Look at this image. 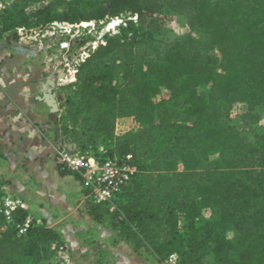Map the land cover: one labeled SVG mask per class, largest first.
<instances>
[{"label":"trees","instance_id":"obj_1","mask_svg":"<svg viewBox=\"0 0 264 264\" xmlns=\"http://www.w3.org/2000/svg\"><path fill=\"white\" fill-rule=\"evenodd\" d=\"M171 12L187 14L189 26L173 39ZM122 15L118 33L63 81H74L63 86L65 139L100 160L133 153L138 169L114 208L89 200L90 217L159 262L178 253L179 264H264V131L254 129L264 107V0H11L0 8V37L13 31L18 40V28L56 20L117 17L113 28ZM165 90L183 102L168 106ZM242 104L241 124L232 123ZM207 208L213 217L200 222ZM27 215H0V264L48 258L64 245L34 220L19 234Z\"/></svg>","mask_w":264,"mask_h":264},{"label":"rangeland","instance_id":"obj_2","mask_svg":"<svg viewBox=\"0 0 264 264\" xmlns=\"http://www.w3.org/2000/svg\"><path fill=\"white\" fill-rule=\"evenodd\" d=\"M9 3L11 0H4L0 8ZM112 18L117 17L75 24L56 20L47 25L18 28V40L11 39L13 31L0 37V79L3 83L14 79L12 89L16 94L27 86L30 88L29 94L23 96L26 102L20 107L24 112L11 113L15 117L26 115L38 130V135L30 138L19 129H11L5 121L0 124V195H11L26 202L35 223L53 227L64 238L63 249L59 248L48 258L27 260L22 264H162L151 251L134 250L116 230L89 216L88 191L71 177V171L65 170V175H70L67 182L74 184L68 188L59 184L62 170L54 144L61 108L69 91L63 86L74 82L63 81L70 79L83 57L105 41V35L118 33L123 22L109 28ZM119 18L124 21L126 15ZM169 18L170 31L166 37L173 39L189 32L187 14L171 12ZM16 46L23 49L17 50ZM49 77L55 81L53 90L60 107L57 112H52L40 98ZM163 97L170 107L175 102H183L182 97L174 98L167 90ZM245 111L243 104L234 109L231 122L241 124ZM258 111L261 117L254 129L262 132L264 107H259ZM29 156L35 161L38 158L46 160L47 164L41 165L43 175L38 171L39 165L29 164ZM212 217V210L207 208L202 211L199 221L206 222ZM185 223L182 219L181 224ZM231 235H234L233 231Z\"/></svg>","mask_w":264,"mask_h":264},{"label":"built area","instance_id":"obj_3","mask_svg":"<svg viewBox=\"0 0 264 264\" xmlns=\"http://www.w3.org/2000/svg\"><path fill=\"white\" fill-rule=\"evenodd\" d=\"M0 5H2L1 2ZM129 18L137 20V15ZM120 21L125 24L123 20ZM84 59L85 57L82 58ZM74 71L76 73L77 69ZM55 150L58 163L62 168L79 174L82 186L88 191L90 200L108 202L113 205V208L116 196L130 184L138 171L133 153L100 160L89 151L79 150L76 144L65 139L60 130L57 133ZM18 209L28 210L29 207L19 198L6 194L0 195V215L6 220H12L14 212ZM32 223L33 218L30 214L23 221L18 222L16 227L19 234H25ZM60 249H63V246ZM179 262L178 253H172L162 264H179Z\"/></svg>","mask_w":264,"mask_h":264},{"label":"crops","instance_id":"obj_4","mask_svg":"<svg viewBox=\"0 0 264 264\" xmlns=\"http://www.w3.org/2000/svg\"><path fill=\"white\" fill-rule=\"evenodd\" d=\"M3 79H0V124H2L4 121L8 124L9 127H11V129H19L20 131H23V135H30L31 137H35L38 135V130L37 127L35 126L34 122L31 121L26 115L22 114L19 117H15L14 113L11 112H24L21 111L20 107L24 104V102H26V100H24L23 96L28 95L29 94V87H25L23 88L22 92H18L17 94L14 92V90L12 89L13 85H14V79H9L6 83L2 82ZM3 84H5L6 88L3 86ZM28 109V108H27ZM29 112V111H26ZM12 132V130H11ZM55 147V144H54ZM30 155V154H28ZM30 157V156H29ZM27 161H31L29 162V164H37L39 165V173L40 175H43V167H41V165H45L47 164V162H45L46 160L44 158H38L37 161H35V158L30 157L29 160L27 159ZM67 170V169H66ZM57 172L59 173V170L57 168ZM36 173V172H35ZM70 175H61V182L59 184H61L63 187L68 188L70 187L71 184L70 179L68 180L67 177ZM71 177H73L75 180H77V182H79L82 186L81 180L76 178V175L74 172H72ZM29 207V206H28ZM89 214V213H88ZM90 216V215H89Z\"/></svg>","mask_w":264,"mask_h":264},{"label":"water","instance_id":"obj_5","mask_svg":"<svg viewBox=\"0 0 264 264\" xmlns=\"http://www.w3.org/2000/svg\"><path fill=\"white\" fill-rule=\"evenodd\" d=\"M17 50H21L20 46H16ZM55 86V81L49 77L47 79V82L44 84V91L43 95L40 97L42 100H44L49 106L52 112H57L60 110L58 100L56 98V93L53 90V87Z\"/></svg>","mask_w":264,"mask_h":264}]
</instances>
